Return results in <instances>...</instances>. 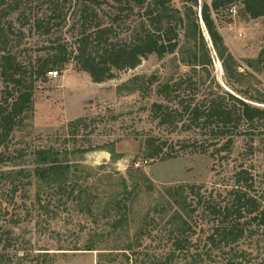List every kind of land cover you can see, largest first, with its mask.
I'll return each mask as SVG.
<instances>
[{
    "label": "rangeland",
    "instance_id": "1",
    "mask_svg": "<svg viewBox=\"0 0 264 264\" xmlns=\"http://www.w3.org/2000/svg\"><path fill=\"white\" fill-rule=\"evenodd\" d=\"M186 1L172 3L190 17L174 54L151 55L138 68L101 84L74 64L39 84L34 113L8 142L10 153L28 156L0 168V255L19 264H98L100 258L103 264H159L183 214V188L224 191L242 159L255 165L264 188V139L256 140L250 155L249 139L237 138L227 161L199 153L145 156L149 140L208 143V135L196 127L159 125L152 105L167 104L158 95L160 85L192 78L195 90L186 89V101L203 102L214 90L264 107V70L256 64L264 17L251 19L239 4L235 14L214 15L223 38L215 45L202 21L203 1L195 8ZM61 36L74 47L66 31L53 38L29 33L23 47L39 55ZM43 150L45 158L38 153ZM39 169H46L43 178L35 174ZM10 171L15 178L7 175ZM92 246L94 251L85 250Z\"/></svg>",
    "mask_w": 264,
    "mask_h": 264
},
{
    "label": "trees",
    "instance_id": "2",
    "mask_svg": "<svg viewBox=\"0 0 264 264\" xmlns=\"http://www.w3.org/2000/svg\"><path fill=\"white\" fill-rule=\"evenodd\" d=\"M202 1V21L215 45L222 43L223 38L214 15L219 17L239 4L251 19L264 17V0ZM186 2L191 8L199 6L198 0ZM172 3L173 0H2L0 168L13 159L28 156L10 153L8 142L34 113L38 86L49 81L50 73L63 72L74 64L77 70L89 74L94 83L101 84L115 79L121 72L138 68L151 55L174 54L180 32L190 17L185 18ZM64 31L71 34L74 47L62 36L56 37L39 55H30L29 48L23 47L29 33L53 38ZM256 64L264 70V43ZM195 85L192 78L160 85L158 95L167 104L154 103L152 114L160 126L176 129L182 123L183 127L200 129L208 135V143L156 145L149 140L145 146L146 158L199 153L227 161L239 137L249 139L246 154L254 155L256 140L264 139V107L253 104L256 101L252 99L214 90L208 92L203 102L182 98L186 89L191 92ZM173 103L178 107L173 108L170 105ZM38 153L45 158L46 151ZM6 173L15 178V172ZM35 174L43 178L46 169H39ZM228 184L224 191L209 193L197 185L182 189L186 196L184 203L179 204L185 215L179 216L171 248L159 264H175L183 258L187 264H208V261L264 264V188L255 165L246 159L237 161ZM12 185H15L14 179ZM199 231L205 233L203 238ZM1 242L6 248L7 242ZM0 264L19 263L0 255ZM36 264L43 261L38 260ZM98 264H103L101 258Z\"/></svg>",
    "mask_w": 264,
    "mask_h": 264
},
{
    "label": "built area",
    "instance_id": "3",
    "mask_svg": "<svg viewBox=\"0 0 264 264\" xmlns=\"http://www.w3.org/2000/svg\"><path fill=\"white\" fill-rule=\"evenodd\" d=\"M230 13L235 14L236 13V10L234 8H232L230 10ZM58 75H59L58 72H52V73L49 74L50 78H53V79H57L58 78Z\"/></svg>",
    "mask_w": 264,
    "mask_h": 264
},
{
    "label": "water",
    "instance_id": "4",
    "mask_svg": "<svg viewBox=\"0 0 264 264\" xmlns=\"http://www.w3.org/2000/svg\"><path fill=\"white\" fill-rule=\"evenodd\" d=\"M257 106H259V105H257ZM259 107H261V106H259Z\"/></svg>",
    "mask_w": 264,
    "mask_h": 264
}]
</instances>
